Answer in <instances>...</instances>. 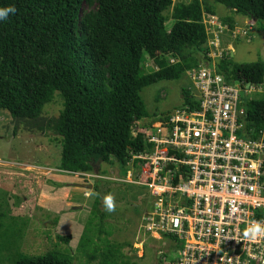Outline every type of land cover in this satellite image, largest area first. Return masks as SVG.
I'll return each mask as SVG.
<instances>
[{"label":"trees","instance_id":"16d2710c","mask_svg":"<svg viewBox=\"0 0 264 264\" xmlns=\"http://www.w3.org/2000/svg\"><path fill=\"white\" fill-rule=\"evenodd\" d=\"M215 2L231 11L222 20L229 28L236 27L240 16L256 20L264 30V0ZM8 6L16 12L0 21V110L11 114L15 128L23 125L55 136L62 148V173L102 177L111 175L103 165L127 175L131 152L145 147L144 133L135 136L133 127L145 120L148 127L158 119L146 110L142 91L180 80L208 59L205 18L217 15L202 0H0V8ZM253 29L243 36L253 38ZM150 61L157 70L149 67ZM215 67L229 80L264 83L263 59L237 63L225 51ZM183 93L186 98V88ZM57 98L63 108L57 117H47L46 106ZM247 105L246 126L255 136L264 126V94ZM135 174H140L137 163ZM100 196L93 212L99 211ZM58 238L66 244L72 240L71 235ZM73 259L67 247L42 255L21 253L17 264H73Z\"/></svg>","mask_w":264,"mask_h":264},{"label":"built area","instance_id":"2783aa9c","mask_svg":"<svg viewBox=\"0 0 264 264\" xmlns=\"http://www.w3.org/2000/svg\"><path fill=\"white\" fill-rule=\"evenodd\" d=\"M205 24L208 59L186 71L191 85L181 106L151 126L133 127L135 136L144 133L145 147L131 152L127 175L77 176L147 187L143 229L178 246L165 264H264V235L244 237L253 221L264 226V126L255 136L246 126L247 102L264 94V83L219 73L215 65L224 52L235 54L231 43L224 46L226 37L247 32L216 15Z\"/></svg>","mask_w":264,"mask_h":264},{"label":"rangeland","instance_id":"374dc122","mask_svg":"<svg viewBox=\"0 0 264 264\" xmlns=\"http://www.w3.org/2000/svg\"><path fill=\"white\" fill-rule=\"evenodd\" d=\"M202 1L214 6L221 20L231 14L215 0ZM235 19L237 33L254 28L255 36L226 37L224 46L231 43L235 49L233 60H264V30L260 31L256 20L240 16ZM167 26L170 28L172 21ZM148 65L157 70L153 61ZM189 85L191 81L185 73L180 80L161 81L144 88L142 100L146 110L158 119L173 112L182 105L181 95ZM62 108V100L57 98L46 106L44 115L57 117ZM15 127L11 114L0 110V264H17L21 253L42 255L67 247L74 256L73 264H119L130 260L136 264H165L164 257L177 254L170 239L156 238L142 227L150 203L147 187L104 180L86 182L77 174L62 173V148L53 141V134L32 131L23 125ZM102 167L111 174H119L118 168ZM89 184L93 189L79 186ZM97 184L100 190L95 189ZM99 194L101 202L95 213ZM109 194L114 197L112 212L107 211L105 203ZM59 235H71L72 240L66 244L59 241Z\"/></svg>","mask_w":264,"mask_h":264},{"label":"clouds","instance_id":"9594fccd","mask_svg":"<svg viewBox=\"0 0 264 264\" xmlns=\"http://www.w3.org/2000/svg\"><path fill=\"white\" fill-rule=\"evenodd\" d=\"M15 12L16 9L14 6L0 8V21L7 20L9 14L10 13L14 14ZM105 203L107 206V211L112 212L115 210L114 197L111 194H109L105 198ZM261 235H264V226H262L260 223L255 221H253L244 232V237L248 239H256Z\"/></svg>","mask_w":264,"mask_h":264},{"label":"water","instance_id":"95a60500","mask_svg":"<svg viewBox=\"0 0 264 264\" xmlns=\"http://www.w3.org/2000/svg\"><path fill=\"white\" fill-rule=\"evenodd\" d=\"M79 186H81V187H83V188H89V189H93V185H79ZM77 208H81V207H77Z\"/></svg>","mask_w":264,"mask_h":264},{"label":"flooded vegetation","instance_id":"af4514ba","mask_svg":"<svg viewBox=\"0 0 264 264\" xmlns=\"http://www.w3.org/2000/svg\"><path fill=\"white\" fill-rule=\"evenodd\" d=\"M182 96V95H181Z\"/></svg>","mask_w":264,"mask_h":264}]
</instances>
